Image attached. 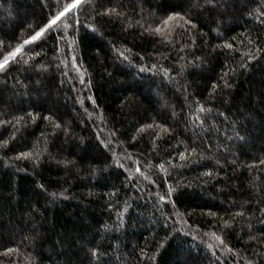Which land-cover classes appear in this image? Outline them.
<instances>
[{"label": "trees", "instance_id": "trees-1", "mask_svg": "<svg viewBox=\"0 0 264 264\" xmlns=\"http://www.w3.org/2000/svg\"><path fill=\"white\" fill-rule=\"evenodd\" d=\"M91 3L116 13L85 9L94 32L69 30L61 53L0 73V115L23 117L0 125V264H264V0ZM171 13L195 27L174 18L153 34ZM44 14L41 0H0V36ZM135 160L148 179L129 180ZM162 160L174 167L157 171ZM169 185L175 209L158 199Z\"/></svg>", "mask_w": 264, "mask_h": 264}, {"label": "snow or ice", "instance_id": "snow-or-ice-1", "mask_svg": "<svg viewBox=\"0 0 264 264\" xmlns=\"http://www.w3.org/2000/svg\"><path fill=\"white\" fill-rule=\"evenodd\" d=\"M187 2L190 4V10L191 8L196 7V5L193 3V0H187ZM225 2H227V0H225ZM109 3H111V0H109ZM41 7L42 10L45 12V14L41 17L40 23L35 25L33 23H26L24 25L23 35L13 33L10 38L0 36V73L7 75L9 71L19 70L21 67H23L25 71L31 68H35L37 63H40L47 58L49 46L51 47L53 53H61L60 45L62 43H66L67 34L69 30H71L73 34L77 33L80 28H86L93 32L95 31V28H93L92 24L89 22L90 20L93 19L91 13H89L86 16L84 21L80 19V15L84 12L85 9L91 8L93 11H96L92 6L91 0H41ZM99 7L100 9H102V11H96L97 16H111L113 13H116L115 7H109L104 5L103 3H101ZM174 18H179L180 20L184 21V23L191 25L192 27H195L189 14L171 13V14H167L166 17L163 18L156 25L155 28H152L151 32L153 34L162 33L163 29L161 25L167 26L168 22L173 20ZM0 31H2V29H0ZM145 31H149V28H145ZM228 47H231V45H228ZM117 55L118 57H121L124 60L128 59L124 51L117 50ZM38 57L40 58L39 61L37 60ZM56 59H59V56H56L55 59L49 60L47 66L48 67L55 66L57 69H59V65L56 64ZM75 62H76V57L75 56L70 57L69 63H71L74 66L75 71L79 73L80 76L82 77L83 75L82 70L80 66ZM64 67L67 68L68 64H64ZM155 67H156L155 65H152L151 68L148 69V71L155 69ZM140 71L144 72L145 69L142 68L140 69ZM63 74L65 76L68 75L66 72ZM161 75H162V79L164 78H167L169 80L172 79L171 74L166 69L162 71ZM148 79L154 83L155 74H153V76L148 77ZM79 82L81 84L85 83L83 78H80ZM89 99H91V97H89ZM161 99L164 100L163 97H161ZM3 101H4V97L0 96V103H3ZM164 102L167 103L166 100H164ZM92 103L95 104V101L93 100ZM195 103L198 111L192 114L193 122L194 123L199 122L202 124L203 121L200 120V114L204 113L206 109L198 101ZM9 106L15 107L13 105H9ZM207 111H211V109H207ZM28 115L31 116V113H28ZM3 116H10L11 119H3L2 118ZM22 119L23 117H15L12 116L11 113L5 112L2 115H0V125H10L12 124V120H15V122L19 124ZM56 126L60 127L59 124H57ZM146 127L150 129L153 127V125L149 124ZM144 128L145 126H141V128L138 131H143ZM165 130L167 129L165 128ZM12 138H14V136ZM240 138L243 139V137ZM132 139H135V136H133ZM8 146H9L8 139L0 140V149H8ZM104 147L108 148L109 145L104 144ZM195 152H196L195 147H193L191 151L185 148L183 152H180L178 154L179 159L181 161H187V159L192 155V153ZM29 155L30 153L20 152L16 156V159L27 158V156ZM128 159L131 160L132 157L129 156ZM63 163L68 164L69 162L63 161ZM166 163H168L170 167H174V165L171 164L170 160L168 162L162 160L159 164L155 165L156 170L159 172H166L167 171L165 167ZM261 163H264V161H261ZM133 165H134V169L132 170V172L129 173L130 181L133 178V174L143 177L144 179H148V177L145 176L144 172L141 171L139 160L133 161ZM118 166L120 168H124L123 164H118ZM145 167L151 168L152 167L151 162H148L145 165ZM206 175L211 176L212 173L207 172ZM151 183L155 184L156 181L152 180ZM41 188H43V185H41ZM114 194L115 193H113V195ZM53 195H55V193H53ZM157 195L159 201L165 204H170L173 206V209H175L174 195H178L177 189L169 185L167 186L166 192H164L163 194L157 193ZM235 215L242 216L243 212H238ZM172 218H175L177 222H179V219L181 218V214L176 212L175 216ZM225 224H227V222H225ZM215 239L219 241V246L221 247L224 246V240L220 236H215ZM250 239L253 238L250 237ZM208 247L211 249L213 246L209 244ZM12 251L13 249L11 248L6 249V252H12ZM226 251L231 252L232 250L228 248L226 249ZM90 255L91 257L98 259L100 256L99 250L98 249L91 250Z\"/></svg>", "mask_w": 264, "mask_h": 264}]
</instances>
